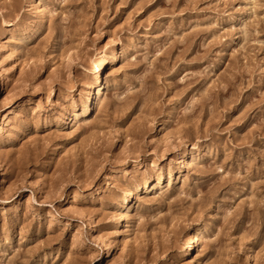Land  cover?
<instances>
[{
    "label": "rangeland",
    "instance_id": "374dc122",
    "mask_svg": "<svg viewBox=\"0 0 264 264\" xmlns=\"http://www.w3.org/2000/svg\"><path fill=\"white\" fill-rule=\"evenodd\" d=\"M0 74V264H264V0H0Z\"/></svg>",
    "mask_w": 264,
    "mask_h": 264
},
{
    "label": "bare ground",
    "instance_id": "6f19581e",
    "mask_svg": "<svg viewBox=\"0 0 264 264\" xmlns=\"http://www.w3.org/2000/svg\"><path fill=\"white\" fill-rule=\"evenodd\" d=\"M36 0H32V2H35ZM39 13H40V15H45L46 14V10L42 7V6H40L39 7ZM114 50V49H113ZM111 62V59H106V61L104 62V63H101L100 65H98L97 66V70H96V73H98L97 75H96V83H99V81H100V71L102 70V68H103V66H104V64L105 63H110ZM94 73V72H93ZM95 73V74H96ZM1 75V74H0ZM90 93V92H89ZM92 93V92H91ZM86 97V96H85ZM91 98H92V94H90V95H88L87 96V101H90L91 100ZM47 104V106H49V105H51V101H50V98L48 99V103H46ZM78 111V110H77ZM77 111H75L72 115V118H74V119H77L78 117H79V113L77 112ZM5 121H7V119H8V114L6 113L5 115ZM161 183H162V178H160L159 179V181L158 182H156V184L154 185V186H144V188H147V192H152V191H154V190H157V189H159L160 187H161ZM139 189H143V187L142 186H139ZM128 193H131V192H128ZM71 198V197H70ZM74 199V198H73ZM129 201H131V194L127 197L126 196V198L124 199V202H129ZM68 202L69 203H72V200H68ZM202 234V231H201V229H198V230H196V232L194 233V235H193V238L189 241V243H188V245H187V247H188V251H187V255L195 248V247H197L198 245H200L201 243H202V241H201V235ZM185 254V253H184Z\"/></svg>",
    "mask_w": 264,
    "mask_h": 264
}]
</instances>
